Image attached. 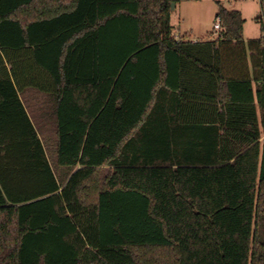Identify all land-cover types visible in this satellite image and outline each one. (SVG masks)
I'll list each match as a JSON object with an SVG mask.
<instances>
[{
    "label": "trees",
    "instance_id": "16d2710c",
    "mask_svg": "<svg viewBox=\"0 0 264 264\" xmlns=\"http://www.w3.org/2000/svg\"><path fill=\"white\" fill-rule=\"evenodd\" d=\"M182 1L0 0V264H264V37Z\"/></svg>",
    "mask_w": 264,
    "mask_h": 264
},
{
    "label": "rangeland",
    "instance_id": "374dc122",
    "mask_svg": "<svg viewBox=\"0 0 264 264\" xmlns=\"http://www.w3.org/2000/svg\"><path fill=\"white\" fill-rule=\"evenodd\" d=\"M217 1H220L225 7L242 10V15L245 19L244 37L257 38L261 35L264 23L258 18L264 16V0H232L231 3H229L230 0L182 1L177 11L174 12L171 21L176 33L187 29L196 41L207 38L204 35L208 32L216 36L219 32L214 30V24L218 20L217 12L219 6ZM188 33L177 36L186 37L187 35L189 36Z\"/></svg>",
    "mask_w": 264,
    "mask_h": 264
},
{
    "label": "crops",
    "instance_id": "0c3cea01",
    "mask_svg": "<svg viewBox=\"0 0 264 264\" xmlns=\"http://www.w3.org/2000/svg\"><path fill=\"white\" fill-rule=\"evenodd\" d=\"M235 1H237V0H235ZM231 2H232V0L229 1V3H231ZM179 5H180V3L176 5V9L173 10L172 16H173L174 12L177 11ZM234 9H235V8H234ZM238 10H239V9H238ZM239 11H241V13H242V10H239ZM172 16H171V21H172ZM174 28H175V27H174ZM179 29H181V28L179 27ZM214 30H215V29H214ZM217 31H218V30H217ZM175 32H176V31H175ZM188 32H190V31L187 30V29H185V30H183V32H181V31L178 32V31H177L176 35H179V34L181 35V34L188 33ZM188 34H189V36H191V37H189V36L187 35L186 38H188V39H190V40H192V41H196V39L192 36L191 32L188 33ZM262 34H264V32L261 33V35H262ZM211 35H212V36H211ZM217 35H218V34H216V36H215V35L210 34V33L208 32L207 34L204 35V37H207V38H205V39H216V38H217ZM261 35H260V36H261ZM260 36H259V37H260ZM259 37H257V38H259ZM177 38H182V37H180V36L178 37V36H177ZM243 39H244L245 41H248V40L256 39V38H246V37L243 36ZM248 66H249V70H250V72H251V71H252V66H251V64L249 63ZM239 67H241V65L238 64V65L236 66L238 72H239ZM245 67H246V65H245ZM245 69H246V68H245ZM241 70H242V69H241Z\"/></svg>",
    "mask_w": 264,
    "mask_h": 264
},
{
    "label": "built area",
    "instance_id": "2783aa9c",
    "mask_svg": "<svg viewBox=\"0 0 264 264\" xmlns=\"http://www.w3.org/2000/svg\"><path fill=\"white\" fill-rule=\"evenodd\" d=\"M214 29L218 31L221 29L220 19H218L217 22L214 24ZM263 37H264V34H263Z\"/></svg>",
    "mask_w": 264,
    "mask_h": 264
},
{
    "label": "water",
    "instance_id": "95a60500",
    "mask_svg": "<svg viewBox=\"0 0 264 264\" xmlns=\"http://www.w3.org/2000/svg\"><path fill=\"white\" fill-rule=\"evenodd\" d=\"M175 6H176V4L172 3V10H175Z\"/></svg>",
    "mask_w": 264,
    "mask_h": 264
}]
</instances>
